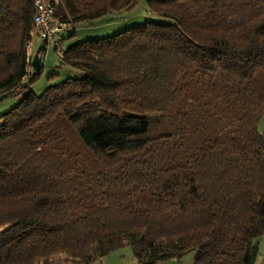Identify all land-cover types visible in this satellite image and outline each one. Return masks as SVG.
Wrapping results in <instances>:
<instances>
[{
    "label": "trees",
    "instance_id": "16d2710c",
    "mask_svg": "<svg viewBox=\"0 0 264 264\" xmlns=\"http://www.w3.org/2000/svg\"><path fill=\"white\" fill-rule=\"evenodd\" d=\"M139 1L58 0L54 18L73 38ZM143 8L154 20L64 49L62 37L59 67L80 77L35 94L34 6L0 0V100L17 98L0 114V264H90L123 247L137 264L192 251V264H255L264 0Z\"/></svg>",
    "mask_w": 264,
    "mask_h": 264
},
{
    "label": "rangeland",
    "instance_id": "374dc122",
    "mask_svg": "<svg viewBox=\"0 0 264 264\" xmlns=\"http://www.w3.org/2000/svg\"><path fill=\"white\" fill-rule=\"evenodd\" d=\"M144 0H140L138 5L132 10L128 11L125 14L128 15L127 20H123V18H120L113 23L115 24L113 28H110L107 31L112 30V32L116 33L118 31H121L123 29H126L129 26L137 25V24H143L147 20H154V18L146 15V12L143 8ZM123 14V13H122ZM127 22V23H126ZM111 23V24H113ZM95 25H82L79 28L75 29L74 37L68 38L69 32L62 31V36L65 38L64 45L67 46L68 44L76 41H81L85 39H93L98 38L101 36L107 28H104L101 32L96 31ZM33 46L39 44L40 40L36 38V35L32 36ZM58 45V44H57ZM54 44V40H51L50 42H47L45 44V50L42 53L41 62L43 64V68L38 74L35 79L28 85V89L31 90L35 94H40L47 86L54 84L61 79H64L66 77H80V73L71 70L67 67H59V46ZM57 48V49H56ZM62 50V49H61ZM34 53V52H33ZM54 74L55 76L49 77L50 75ZM17 102L16 97H7L2 100H0V114L4 113L8 109H10L12 106H14ZM258 130L262 132L264 130V121L263 119L260 120L258 124ZM122 252H127L131 254L130 247H123L121 249ZM196 257V252L192 251L187 254H185L181 258V264H192L194 259ZM65 258H68L65 259ZM67 260V262H71L72 258L67 257L64 254H57L52 257H50L51 263H57L64 262Z\"/></svg>",
    "mask_w": 264,
    "mask_h": 264
},
{
    "label": "built area",
    "instance_id": "2783aa9c",
    "mask_svg": "<svg viewBox=\"0 0 264 264\" xmlns=\"http://www.w3.org/2000/svg\"><path fill=\"white\" fill-rule=\"evenodd\" d=\"M34 6L33 28L31 30V41L27 48L33 54L32 36L36 35L38 40L45 39L46 42L54 40V44L62 39V31L65 30L64 25L55 22L54 8L58 0H31ZM63 49V48H62ZM32 56V55H31Z\"/></svg>",
    "mask_w": 264,
    "mask_h": 264
},
{
    "label": "crops",
    "instance_id": "0c3cea01",
    "mask_svg": "<svg viewBox=\"0 0 264 264\" xmlns=\"http://www.w3.org/2000/svg\"><path fill=\"white\" fill-rule=\"evenodd\" d=\"M112 23V22H111ZM111 23H103L98 24L95 28L96 31L99 30L101 32L104 28H107L104 32H107V30L110 28H113L115 24ZM105 34V33H103ZM37 38V37H36ZM38 39V38H37ZM69 45V44H68ZM67 45V46H68ZM33 46V41H32ZM35 46H37L35 44ZM66 46L63 44V49ZM36 47H33V50H35ZM122 248L117 249L115 251L110 252L107 256L98 259L90 264H137L135 258L133 257L132 253L129 254L127 252H122ZM156 264H181V261H178L176 259H170L167 261L159 262ZM255 264H264V234L260 236L258 240V255L255 261Z\"/></svg>",
    "mask_w": 264,
    "mask_h": 264
},
{
    "label": "water",
    "instance_id": "95a60500",
    "mask_svg": "<svg viewBox=\"0 0 264 264\" xmlns=\"http://www.w3.org/2000/svg\"><path fill=\"white\" fill-rule=\"evenodd\" d=\"M45 42V39L40 40L39 44L34 50V53L31 56V66L33 68V74L39 71L42 53L45 48Z\"/></svg>",
    "mask_w": 264,
    "mask_h": 264
}]
</instances>
